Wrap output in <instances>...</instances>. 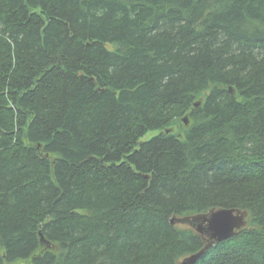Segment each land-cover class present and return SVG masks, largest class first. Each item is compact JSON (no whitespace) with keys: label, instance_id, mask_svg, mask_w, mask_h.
<instances>
[{"label":"trees","instance_id":"16d2710c","mask_svg":"<svg viewBox=\"0 0 264 264\" xmlns=\"http://www.w3.org/2000/svg\"><path fill=\"white\" fill-rule=\"evenodd\" d=\"M222 207L195 264H264V0H0V264H179Z\"/></svg>","mask_w":264,"mask_h":264},{"label":"water","instance_id":"95a60500","mask_svg":"<svg viewBox=\"0 0 264 264\" xmlns=\"http://www.w3.org/2000/svg\"><path fill=\"white\" fill-rule=\"evenodd\" d=\"M183 121L189 124L188 115L183 118ZM247 217L248 211L246 210L226 207L180 218L173 217L172 224H186L199 232L204 239V246L199 251L183 257L179 264H195L211 246L236 235L246 227Z\"/></svg>","mask_w":264,"mask_h":264},{"label":"rangeland","instance_id":"374dc122","mask_svg":"<svg viewBox=\"0 0 264 264\" xmlns=\"http://www.w3.org/2000/svg\"><path fill=\"white\" fill-rule=\"evenodd\" d=\"M173 130L179 131V129H177L176 127L173 128ZM154 134H157V131H150L149 133H147V134L143 137V139L150 138V137L153 136Z\"/></svg>","mask_w":264,"mask_h":264}]
</instances>
